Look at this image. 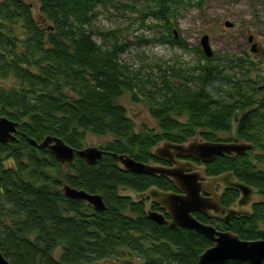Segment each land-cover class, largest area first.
<instances>
[{
    "label": "trees",
    "instance_id": "obj_1",
    "mask_svg": "<svg viewBox=\"0 0 264 264\" xmlns=\"http://www.w3.org/2000/svg\"><path fill=\"white\" fill-rule=\"evenodd\" d=\"M194 2L0 0V116L19 123L17 139L0 143V252L9 264H200L209 239L159 225L144 216L142 205L117 193L119 186L137 191L164 177L122 171L112 157L126 153L147 162L159 141L181 143L197 131L207 141L217 140V131H232L229 138L264 152V72L253 79L258 69L246 56L213 52L209 58L198 46L195 64L159 66L158 82L149 74L143 79L121 57L129 41L120 34L143 40L139 28L151 30L156 42L186 47L172 29L178 8ZM101 7L121 11L136 27H99ZM124 94L146 103L158 132L134 130L120 102ZM21 132L36 141L55 135L74 149L84 147L86 132L109 139L98 145L104 154L96 164L75 155L63 166ZM242 161L239 168L250 163ZM242 177L264 190V171L248 165ZM63 183L100 194L105 209L66 198ZM260 222L262 205L220 228L241 239L264 238Z\"/></svg>",
    "mask_w": 264,
    "mask_h": 264
},
{
    "label": "water",
    "instance_id": "obj_2",
    "mask_svg": "<svg viewBox=\"0 0 264 264\" xmlns=\"http://www.w3.org/2000/svg\"><path fill=\"white\" fill-rule=\"evenodd\" d=\"M224 24L226 26L232 25L229 21H225ZM199 44L206 57L213 56L207 34L200 36ZM18 126V121L1 115L0 143L15 141L19 133ZM21 135L26 137L32 146L48 149L63 166L72 163L75 155L83 162L94 165L104 154V150L98 146H84L80 149H74L62 138L55 135H45L40 141H36L23 132H21ZM252 147V143L244 140H238L237 142L201 140L197 131L194 136L181 143L161 140L151 147L152 156L169 161L170 166L141 162L126 153H112V157L117 160V166L122 171L163 176L181 191V193L163 191L152 186L139 192L126 186H120L117 188V193L121 197L129 198L131 202L148 197L164 208L170 219L164 220L161 213L153 212L146 207L144 212L148 218L157 223L166 222L171 228L184 226L193 229L209 239L212 244L198 255V263L200 264L228 259L240 260L247 264H264V238L241 239L237 233L230 230H218L211 224L198 221L192 214L194 211H199L212 216L206 211V208H210L218 214L216 217L226 224L238 215L249 216L251 214L248 210L250 207L249 198L254 188L234 178L231 172L206 178L203 169L195 165L194 162L175 160V156L179 155L192 156L198 161L208 162L213 160L216 155H222L225 152L243 154ZM217 183H220L222 188L235 190L239 194L234 205L222 206L218 200V192L212 193L205 190L206 187H213ZM119 188L124 189L125 194L121 195ZM61 191L66 198L84 200L95 210H104L106 207L102 196L98 193H89L84 189H77L66 183L62 184ZM202 191L207 192L206 197L202 196ZM0 264H9L1 252Z\"/></svg>",
    "mask_w": 264,
    "mask_h": 264
},
{
    "label": "rangeland",
    "instance_id": "obj_3",
    "mask_svg": "<svg viewBox=\"0 0 264 264\" xmlns=\"http://www.w3.org/2000/svg\"><path fill=\"white\" fill-rule=\"evenodd\" d=\"M194 1L198 0H190V2ZM184 5H186L184 8H178L180 13L177 14V22L172 29L176 36L185 42L184 48L154 41L153 33L146 28L137 30V32H143L145 38H142L143 40H137L133 32L120 34V38L127 35V41H129L121 56L123 61L127 62L134 71L136 69L143 79L149 74L150 79L158 82L162 73L160 67L167 69L168 66L175 65L188 68L195 64L198 58L199 38L202 34L208 35L209 44L213 52L217 54L248 55L249 49L246 43L248 34H253L264 47V0H203V6H198L195 2ZM121 13L113 8L106 10L101 7L96 23L103 29L121 24H131L129 31L136 27L134 22L125 19ZM225 21L231 22L232 25L226 26ZM147 23L152 22L147 21ZM253 59L257 61L255 56ZM256 67L258 70L253 71L251 75L254 78L257 73L261 75L264 72V57L258 60ZM171 79L174 78L171 77ZM148 86L149 83L146 84V87ZM142 93L146 92L142 90ZM139 95L140 98L143 97ZM120 102L132 120L135 131L140 132L147 128L158 132L146 103L133 99L129 94L122 95ZM229 134L221 133L222 136ZM108 139V136H96L86 132L83 145L98 146ZM253 154L261 156L263 153L256 147L251 156ZM260 227L264 229V225Z\"/></svg>",
    "mask_w": 264,
    "mask_h": 264
},
{
    "label": "flooded vegetation",
    "instance_id": "obj_4",
    "mask_svg": "<svg viewBox=\"0 0 264 264\" xmlns=\"http://www.w3.org/2000/svg\"><path fill=\"white\" fill-rule=\"evenodd\" d=\"M246 43H247V47H248V55H246L248 62H250L251 64L258 66V60L260 58L264 57V47L263 45L260 43V41L254 37L253 34H248L246 37ZM200 47V44H199ZM253 56H255L257 61H254ZM210 58V57H209ZM260 64V63H259ZM253 73V72H252ZM251 73V75H252ZM253 79H257V76ZM261 83H259V87H263L264 88V80L260 81ZM221 133H230L227 136H222ZM231 134H234L232 131H217L216 135L218 137L217 140H214V142H237L240 139H236L235 135H233V138H229ZM201 140H207L204 138H201ZM256 148V147H255ZM253 149L254 147H252L251 149L246 150V152H244L243 154H233V153H227L225 152L222 155H216L215 158L211 161L208 162H203V161H198L195 158H193L192 156H175V160L178 161H192L195 163V165L201 167L203 169L204 175L205 177H212V176H217L220 174H225L227 172H231L232 175L234 176V178H236L237 180L243 181L245 184L252 186L254 188V190L251 192L250 195V207L248 210H250L251 214L249 216L252 215L253 211L260 205L264 206V190H262V192L260 191V188L256 185H252L251 183H248L244 180L243 173L244 171L246 172V169L248 168V165H252L253 168L257 169V170H262L264 171V152L261 151L263 154L260 156L258 154H253L251 156V154L253 153ZM249 160L250 163L244 164L242 165L240 168L237 166V162L242 161V160ZM147 162L149 163H159L162 164L164 166H170L171 163L167 160L164 159H158L156 157L147 159ZM243 162V161H242ZM241 162V163H242ZM240 169V170H239ZM163 177V176H162ZM207 180V179H205ZM204 181V180H203ZM155 186L156 188L163 190V191H173L175 193H181L180 190H178L176 187H174V185L172 184V182L165 178H156L155 183H151L149 185H147L146 187L143 186H139L137 189V191H144L146 189H148L149 187ZM120 187V186H119ZM122 187V186H121ZM205 190H209L212 193H219V203L222 206H229V205H234L237 197H238V193L235 190H231V189H224L222 188L220 183L215 184L213 187H206ZM119 192L121 195L125 194V190L122 188H119ZM202 196H207V192L202 191L201 192ZM222 196L224 199H222ZM138 205H142V209H143V213L144 216L155 222L154 220L148 218L145 215L144 209H146V207H148L151 211L153 212H158L161 213L164 220H169L170 216L166 213V210L164 208H162L159 204L151 201L148 197L140 200V201H136L135 202ZM244 208V207H243ZM206 211L212 215L209 216L203 212H199V211H194L192 214L194 215V217L202 222V223H208L211 224L213 227H215L218 230H225V229H221L220 227L229 225L230 223H232V221H236L239 220L241 218H246L249 216H243V215H238L235 218L230 219V222L228 224L224 223L222 220H220L219 218H217L216 216L218 214H216L214 212L213 209L210 208H206ZM157 223V222H155ZM159 225H165L166 227H168L169 229H181V230H193V229H189L186 228L184 226H177L176 228H171L168 226V224L166 222L164 223H157ZM260 225H264L263 222L259 223ZM219 227V228H218ZM195 231V230H193ZM196 232V231H195Z\"/></svg>",
    "mask_w": 264,
    "mask_h": 264
}]
</instances>
